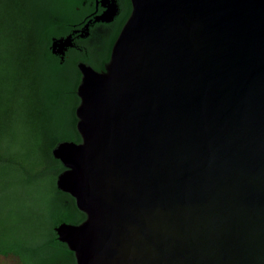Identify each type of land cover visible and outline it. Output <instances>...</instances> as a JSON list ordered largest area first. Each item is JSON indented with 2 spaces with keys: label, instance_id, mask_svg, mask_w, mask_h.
Here are the masks:
<instances>
[{
  "label": "water",
  "instance_id": "water-1",
  "mask_svg": "<svg viewBox=\"0 0 264 264\" xmlns=\"http://www.w3.org/2000/svg\"><path fill=\"white\" fill-rule=\"evenodd\" d=\"M132 3L105 70L79 64L82 141L53 154L86 219L58 238L78 264H264V0Z\"/></svg>",
  "mask_w": 264,
  "mask_h": 264
},
{
  "label": "trees",
  "instance_id": "trees-1",
  "mask_svg": "<svg viewBox=\"0 0 264 264\" xmlns=\"http://www.w3.org/2000/svg\"><path fill=\"white\" fill-rule=\"evenodd\" d=\"M82 3L0 0V255L16 256L18 264H78L56 227L81 223L86 214L58 187L66 167L53 150L62 141H82L76 113L79 63L105 70L133 10L128 0L104 51L74 47L64 56L53 52L54 37L85 13ZM9 191L15 208L7 202Z\"/></svg>",
  "mask_w": 264,
  "mask_h": 264
},
{
  "label": "flooded vegetation",
  "instance_id": "flooded-vegetation-1",
  "mask_svg": "<svg viewBox=\"0 0 264 264\" xmlns=\"http://www.w3.org/2000/svg\"><path fill=\"white\" fill-rule=\"evenodd\" d=\"M82 1H83L82 4L86 6V11L83 14V16H81V18L76 22L69 24L67 26V31L64 34L54 37L55 38L54 41L60 38L71 39L72 45L68 46L67 49H65L62 56H64V54L67 53V51L70 48H74V47H78L80 49H86L87 51L89 48H93L98 53L104 51L105 47L107 46V42H108L107 40H109L116 32V28L118 25L117 17L123 14L125 10L128 8L127 5L128 0H114L115 2L113 0H82ZM108 1L110 3H108ZM110 4L113 6L117 5L116 7L117 11L113 19L110 21L99 20V17H101L109 9ZM52 49L54 52L53 46ZM82 62L85 61H81L80 63ZM87 64L93 66L92 64L89 63ZM99 71H103V70H99ZM77 93H78V89H77Z\"/></svg>",
  "mask_w": 264,
  "mask_h": 264
},
{
  "label": "rangeland",
  "instance_id": "rangeland-1",
  "mask_svg": "<svg viewBox=\"0 0 264 264\" xmlns=\"http://www.w3.org/2000/svg\"><path fill=\"white\" fill-rule=\"evenodd\" d=\"M55 77L56 74L52 73L50 74V77ZM1 183L2 181H0V188H1ZM16 191V190H15ZM7 202L8 204H10L11 207L15 208V205L17 203L14 195L10 194V191L7 194ZM3 203H4V196L0 193V213L2 211L3 208ZM19 263V258L13 255H8V256H4V255H0V264H18Z\"/></svg>",
  "mask_w": 264,
  "mask_h": 264
},
{
  "label": "bare ground",
  "instance_id": "bare-ground-1",
  "mask_svg": "<svg viewBox=\"0 0 264 264\" xmlns=\"http://www.w3.org/2000/svg\"><path fill=\"white\" fill-rule=\"evenodd\" d=\"M110 6H111V4H110ZM85 76H86V79H88V77H89V71H87L86 69H85Z\"/></svg>",
  "mask_w": 264,
  "mask_h": 264
}]
</instances>
